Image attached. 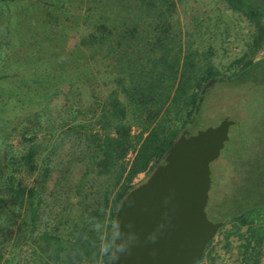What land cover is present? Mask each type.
Masks as SVG:
<instances>
[{
	"label": "rangeland",
	"instance_id": "1",
	"mask_svg": "<svg viewBox=\"0 0 264 264\" xmlns=\"http://www.w3.org/2000/svg\"><path fill=\"white\" fill-rule=\"evenodd\" d=\"M50 13L60 18L59 28L49 24ZM82 13L83 0L0 1V264H42L44 253L37 240L54 223L64 234L77 225L97 230L102 226L92 212L100 215L112 180L97 175L91 165L94 147L85 151V137L69 130L73 123H89L100 109L99 100L110 90L102 86L101 76L90 77L84 54L75 48ZM173 21L184 46L206 53L226 74H231L228 66L233 60L250 51L255 32L254 25L225 0H176ZM263 55L264 44L254 58ZM209 98L197 130L216 126L226 117L237 119L241 111L246 113L247 135L252 129L263 132L264 124H255L252 118L251 92L215 88ZM31 144L36 145L37 154L26 165L23 156ZM133 155L129 153L127 160ZM239 157L231 152L225 158L224 150L211 164L216 210L228 211L248 195L264 193L249 175L235 177L230 159ZM148 176L142 173L134 183ZM10 178L11 187L43 189L45 201L33 234L23 224L25 207L14 206L13 198L2 191L11 189ZM207 214L215 221L212 213ZM197 264H264V216H252L247 225L227 222Z\"/></svg>",
	"mask_w": 264,
	"mask_h": 264
},
{
	"label": "trees",
	"instance_id": "2",
	"mask_svg": "<svg viewBox=\"0 0 264 264\" xmlns=\"http://www.w3.org/2000/svg\"><path fill=\"white\" fill-rule=\"evenodd\" d=\"M225 2L255 28L250 51L228 66L231 74L215 66L206 53L190 44L184 46L173 21L176 0H83L78 24L80 39L75 48L84 54L86 70L92 72L90 77L101 76L102 86L110 90L99 100L100 109L89 123H73L69 130L85 137V151L90 152L91 145L94 147L91 165L97 175L112 180V187L103 195L105 205L100 215L92 212L93 219L102 222L100 230L77 225L64 234L57 231L58 225L54 223L39 235L37 244L44 253L42 264H109L114 216L120 202L136 186L134 180L138 175L148 176L163 162V156L181 133L197 131L215 88L251 92L248 104L255 108L252 118L255 117V124H264V55L254 58L264 44V0ZM49 17L53 21L46 24L59 28L60 18L51 13ZM212 79L218 81L203 95L204 86ZM237 99L233 98V102ZM233 120L236 124L231 127L230 141L224 148L225 158L231 152L240 155L230 159L235 177L238 173L240 177L249 175L264 189V130L257 133L252 129L247 135L248 121L241 111ZM257 143L262 144L253 150ZM129 153L134 154L130 161ZM36 154L37 147L31 144L23 156L24 163L30 165ZM214 177L212 174L207 211L215 216V221L247 225L252 216H264V193L248 195L243 203L228 211L216 210L219 207L214 197ZM10 180L11 189L2 191L13 198L14 206L25 207L23 224L33 234L40 219L41 203L45 201L43 189L11 187ZM251 234L255 235L254 230ZM260 242L258 239V245ZM203 258L204 255L199 262Z\"/></svg>",
	"mask_w": 264,
	"mask_h": 264
},
{
	"label": "water",
	"instance_id": "3",
	"mask_svg": "<svg viewBox=\"0 0 264 264\" xmlns=\"http://www.w3.org/2000/svg\"><path fill=\"white\" fill-rule=\"evenodd\" d=\"M217 81L210 80L202 94ZM202 101L203 97L200 104ZM235 124L226 117L216 126L195 133L184 131L163 162L124 196L114 216L109 264L199 262L224 226L223 221H212L207 214L211 164L220 158Z\"/></svg>",
	"mask_w": 264,
	"mask_h": 264
}]
</instances>
